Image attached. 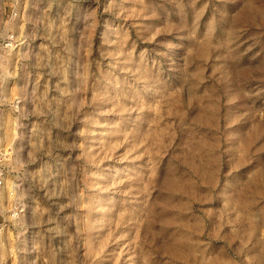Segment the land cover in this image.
Wrapping results in <instances>:
<instances>
[{
	"label": "rangeland",
	"instance_id": "obj_1",
	"mask_svg": "<svg viewBox=\"0 0 264 264\" xmlns=\"http://www.w3.org/2000/svg\"><path fill=\"white\" fill-rule=\"evenodd\" d=\"M0 7V264H264V0Z\"/></svg>",
	"mask_w": 264,
	"mask_h": 264
},
{
	"label": "built area",
	"instance_id": "obj_2",
	"mask_svg": "<svg viewBox=\"0 0 264 264\" xmlns=\"http://www.w3.org/2000/svg\"><path fill=\"white\" fill-rule=\"evenodd\" d=\"M4 0H0V4L3 2ZM1 8V7H0ZM14 10H11L9 15L7 16V18H13L15 16V13L13 12ZM16 41L14 38V34L10 33V32H3L0 36V63L2 62L3 59V55L5 54V52L7 50H9L10 48L15 47L16 45ZM7 160V152L5 150V148L3 147L1 141H0V199H1V194L3 193V186H4V178H3V174H2V166L4 165V163ZM1 207V205H0ZM17 209L14 208V211L11 212V217H16L17 216ZM4 218H2V221L0 223V230H2L3 228V222Z\"/></svg>",
	"mask_w": 264,
	"mask_h": 264
}]
</instances>
